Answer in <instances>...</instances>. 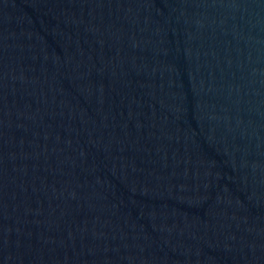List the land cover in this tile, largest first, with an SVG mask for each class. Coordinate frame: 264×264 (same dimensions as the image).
Instances as JSON below:
<instances>
[{
    "label": "water",
    "instance_id": "water-1",
    "mask_svg": "<svg viewBox=\"0 0 264 264\" xmlns=\"http://www.w3.org/2000/svg\"><path fill=\"white\" fill-rule=\"evenodd\" d=\"M0 264H264V0H0Z\"/></svg>",
    "mask_w": 264,
    "mask_h": 264
}]
</instances>
